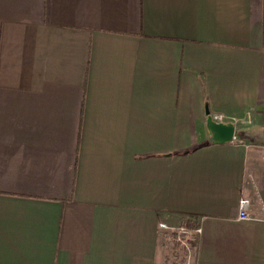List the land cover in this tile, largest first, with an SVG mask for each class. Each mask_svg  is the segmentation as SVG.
I'll use <instances>...</instances> for the list:
<instances>
[{
  "label": "crops",
  "instance_id": "crops-1",
  "mask_svg": "<svg viewBox=\"0 0 264 264\" xmlns=\"http://www.w3.org/2000/svg\"><path fill=\"white\" fill-rule=\"evenodd\" d=\"M187 220L264 264V0H0V264H181Z\"/></svg>",
  "mask_w": 264,
  "mask_h": 264
},
{
  "label": "built area",
  "instance_id": "built-area-1",
  "mask_svg": "<svg viewBox=\"0 0 264 264\" xmlns=\"http://www.w3.org/2000/svg\"><path fill=\"white\" fill-rule=\"evenodd\" d=\"M213 119L219 122H225L226 118L223 114L215 113L212 114ZM250 201L247 198H242L240 202V210H239V219H250L251 216L248 212ZM160 226L165 229H169L170 227L164 223H161ZM195 231L201 232V228H197ZM192 230L189 229L185 224H181L176 227V234L174 236L175 242L182 246L183 248L190 250V235ZM184 264H189L186 262Z\"/></svg>",
  "mask_w": 264,
  "mask_h": 264
},
{
  "label": "water",
  "instance_id": "water-1",
  "mask_svg": "<svg viewBox=\"0 0 264 264\" xmlns=\"http://www.w3.org/2000/svg\"><path fill=\"white\" fill-rule=\"evenodd\" d=\"M207 125L212 135V140L218 143L230 142L236 136V127L232 122H219L213 119L207 109Z\"/></svg>",
  "mask_w": 264,
  "mask_h": 264
},
{
  "label": "rangeland",
  "instance_id": "rangeland-1",
  "mask_svg": "<svg viewBox=\"0 0 264 264\" xmlns=\"http://www.w3.org/2000/svg\"><path fill=\"white\" fill-rule=\"evenodd\" d=\"M176 227H170L169 229H167L169 234L165 235L167 239L166 244L168 245V249H169L168 254H170V256L172 255V258L174 260H178V262L179 263L181 262V264H184L186 262H189V264H193L195 246L192 243H190V250H187L183 248L182 246L178 245L174 240V236L176 234ZM192 236H193V233H191L190 237L192 238Z\"/></svg>",
  "mask_w": 264,
  "mask_h": 264
},
{
  "label": "trees",
  "instance_id": "trees-1",
  "mask_svg": "<svg viewBox=\"0 0 264 264\" xmlns=\"http://www.w3.org/2000/svg\"><path fill=\"white\" fill-rule=\"evenodd\" d=\"M185 223H186L185 225H186L187 227H189V229H191V230H192L193 228L196 227L195 224L190 223L188 220H187ZM191 243H192L194 246L197 245L196 237H195L194 240L191 241Z\"/></svg>",
  "mask_w": 264,
  "mask_h": 264
}]
</instances>
